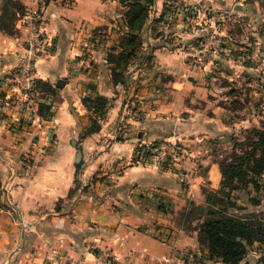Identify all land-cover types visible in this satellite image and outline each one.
Wrapping results in <instances>:
<instances>
[{
  "label": "crops",
  "instance_id": "0c3cea01",
  "mask_svg": "<svg viewBox=\"0 0 264 264\" xmlns=\"http://www.w3.org/2000/svg\"><path fill=\"white\" fill-rule=\"evenodd\" d=\"M21 1L25 7L36 6V0ZM118 15L117 0L65 4L50 0L40 8L38 22L46 38L35 61V76L54 87L56 110L40 120L38 129L0 119V264H60L61 260L47 257L50 250L56 251V257L90 260L98 248L116 253L115 264H163L165 244L151 230L154 222L162 225L171 220L153 193L177 198L176 202L180 195L172 188L176 185L172 172L131 161L135 146L171 138L173 133L187 141L197 127V115L206 120L215 110L191 103L203 90L181 79L182 72L185 75L178 64L183 63L181 54L158 49L150 61L140 58L137 68L130 67L123 82L114 80L108 40L92 45L89 36L98 25L109 28L107 24ZM15 28L13 34L0 29V88L1 79L16 66L26 46L27 26L17 18ZM145 64L167 74L178 69L180 74L158 85L157 76L142 82L138 71ZM86 95H102L109 101L97 119L98 129L83 134L92 113L83 103ZM119 124L123 129L117 139ZM81 157L80 176L88 193L75 187V164ZM204 160L207 171L214 173L217 162L208 156L200 159ZM111 199L119 202L118 209L106 208ZM177 207L175 203L173 214ZM22 221L35 230H27ZM173 233L180 236L179 245H197L193 231Z\"/></svg>",
  "mask_w": 264,
  "mask_h": 264
},
{
  "label": "rangeland",
  "instance_id": "374dc122",
  "mask_svg": "<svg viewBox=\"0 0 264 264\" xmlns=\"http://www.w3.org/2000/svg\"><path fill=\"white\" fill-rule=\"evenodd\" d=\"M56 1L65 4L71 0ZM123 10L119 3L117 20L112 19L107 24V29L104 24L92 28L89 36L92 45L108 40V55L112 61L115 59L114 64L118 66V70L119 62L116 57H119L120 41L125 34L121 17ZM112 33L117 34L116 37L111 36ZM138 41L141 45H136L138 47L131 55L124 72L130 67L137 68L140 58L144 63L150 61L153 51L158 49L166 50L170 54H181L183 63L178 64L185 72V75L182 72L181 79H188L203 90L202 93L196 92L197 95L191 103L195 107L207 104V110H215L206 120L197 115V127L187 141H181L179 135L174 133L171 138L155 139L174 141L177 146L174 154L168 155L167 162L160 167L152 163L153 153L149 154L147 161H140L136 156L140 142L135 146V155L131 161L172 172V179L176 182L172 188L177 190L176 195H180L179 202H176L177 198L174 201V197L153 193L159 196L158 207L168 213L165 215L171 220V223L162 225L154 222L155 226L151 230L153 235L156 233L153 237L165 244L163 264H228L219 257L211 256L208 249L197 240V245L192 247H187L185 243L184 246L179 245L176 239L179 242L180 236L174 234L173 230L193 231L196 236L198 219L204 216L211 194L219 189V167L214 173L212 170L207 171L205 160L200 159L208 156L214 161L218 160L221 153L230 151L233 138L243 136L249 128L258 127L264 122V11L260 0H155L149 7L148 18L138 34ZM149 68L145 64L138 71L141 72L138 75L140 81L147 82L157 76L154 81L158 85L165 80L169 82L174 75L180 74L174 68L171 74ZM91 111V117L97 116L98 109ZM210 117L213 121L209 120ZM208 128L214 130L211 132L206 130ZM122 129L123 126L119 124L117 139L121 137ZM199 135H202V139ZM144 153L147 155V152ZM80 159L83 164V158ZM115 165H119V161ZM195 167L196 170L190 176L191 169ZM81 169L82 165L76 174L75 187L88 193V185L82 186ZM193 175L197 179L191 182L190 177ZM98 178L103 179L102 176ZM105 179L109 180L111 177ZM211 180L214 184H211ZM259 180L258 189L250 183L247 188H237L230 193V199L235 202L228 206L230 212L238 215L252 213L264 221V175ZM187 190L190 191L188 196ZM175 203L178 207L173 214ZM106 208L116 210L119 202L111 199ZM235 264H264V239L250 243L244 257Z\"/></svg>",
  "mask_w": 264,
  "mask_h": 264
},
{
  "label": "trees",
  "instance_id": "16d2710c",
  "mask_svg": "<svg viewBox=\"0 0 264 264\" xmlns=\"http://www.w3.org/2000/svg\"><path fill=\"white\" fill-rule=\"evenodd\" d=\"M45 3L50 0H44ZM124 8L122 20L124 23V37L120 41L119 62L115 65V57L111 64L114 80L124 81V69L131 55L136 51L138 34L148 18L149 7L155 0H118ZM260 6L264 11V0H260ZM25 5L21 0H4L0 6V29L7 33H16L15 22L20 14L25 11ZM110 59V58H109ZM111 60V59H110ZM119 71V72H118ZM119 75L118 77L116 76ZM36 88L39 91L53 93L54 87L42 79L36 80ZM108 98L99 95L91 98L86 95L83 103L87 109L97 110L98 114L91 117L90 125L83 134L98 129L97 119L103 113ZM38 113L42 118H50L54 111L48 104L41 103ZM121 138V137H118ZM229 152L221 153L217 163L221 173L220 186L217 192L211 194L209 206L204 216L198 219L196 225V240L205 246L211 256L219 257L228 264L238 263L246 254L248 245L253 241L264 239V221L252 213L238 215L230 212L228 206L235 202L230 199L231 192L237 188H247L251 183L259 188V179L264 175V122L258 127L249 128L243 136L233 138ZM157 140H154L155 142ZM82 160H77L76 174L80 170Z\"/></svg>",
  "mask_w": 264,
  "mask_h": 264
},
{
  "label": "built area",
  "instance_id": "2783aa9c",
  "mask_svg": "<svg viewBox=\"0 0 264 264\" xmlns=\"http://www.w3.org/2000/svg\"><path fill=\"white\" fill-rule=\"evenodd\" d=\"M44 4V0H36V6L26 7L18 16V21L29 30L26 46L16 66L1 79L3 86L0 88V119L10 118L12 126L23 123L38 129L42 119L38 113L39 104H48L50 110H56L52 94L36 88L35 61L46 38L38 22L39 11ZM138 147L136 156L140 161H147L149 154L153 153L152 163L160 167L167 162L168 155L174 154L177 146L176 142L163 139L140 143ZM22 222L27 230H35L31 223ZM47 257L61 260L60 264H115L119 259L116 253L107 248L95 249L90 260L63 255L56 257L55 250H50Z\"/></svg>",
  "mask_w": 264,
  "mask_h": 264
},
{
  "label": "water",
  "instance_id": "95a60500",
  "mask_svg": "<svg viewBox=\"0 0 264 264\" xmlns=\"http://www.w3.org/2000/svg\"><path fill=\"white\" fill-rule=\"evenodd\" d=\"M238 7H240V6H238ZM57 85H58V81H57V83H56ZM140 135V134H139Z\"/></svg>",
  "mask_w": 264,
  "mask_h": 264
}]
</instances>
